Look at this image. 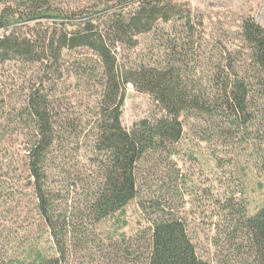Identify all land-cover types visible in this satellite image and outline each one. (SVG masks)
Returning a JSON list of instances; mask_svg holds the SVG:
<instances>
[{
	"label": "trees",
	"instance_id": "16d2710c",
	"mask_svg": "<svg viewBox=\"0 0 264 264\" xmlns=\"http://www.w3.org/2000/svg\"><path fill=\"white\" fill-rule=\"evenodd\" d=\"M52 1L15 0L16 10L2 11L0 65L39 66L45 74L59 67L65 52L93 53L104 80L89 160L96 171L85 206H69L58 152L63 127L51 109V80L34 77L20 106L0 91V264H69L86 226L116 217L118 225L139 198V163L150 153L175 151L184 135L182 118L207 120L226 132L256 124L264 129V95L261 108L251 107L253 94L264 92V30L253 20L243 22L242 37L259 74L257 93L231 64L217 69L209 89L202 90L183 83L176 53L181 39L169 44L173 54L164 65L145 67L120 58L119 48H135L137 38L152 33L159 22H175L186 36L195 37L191 12L170 7L172 0H112L121 7L79 23L53 10ZM128 85L151 95L166 115L126 131L121 117ZM150 208L157 213L150 221L147 264H211L199 256L182 219L158 201ZM236 227L237 258L220 264H264V205L254 216L242 213Z\"/></svg>",
	"mask_w": 264,
	"mask_h": 264
},
{
	"label": "rangeland",
	"instance_id": "374dc122",
	"mask_svg": "<svg viewBox=\"0 0 264 264\" xmlns=\"http://www.w3.org/2000/svg\"><path fill=\"white\" fill-rule=\"evenodd\" d=\"M172 1L170 7L191 12L195 37L190 39L175 22H159L152 33L137 38L135 48L118 49L122 63L164 65L173 54L169 44L181 39L176 53L185 86L208 90L214 72L231 64L240 77L251 81V90L257 93L255 76L259 74L243 41L242 25L250 19L264 30V0ZM8 7L16 10L15 0H0V14ZM52 7L79 23L102 18L121 5L112 0H53ZM4 35L0 30V38ZM38 68L19 63L0 65V91L20 106L34 85V77L51 80V109L63 127L58 152L67 179L65 197L69 206L82 209L96 171L89 160L92 128L104 90L103 75L96 57L87 49L65 52L59 67L48 73L40 74ZM125 92L121 123L126 131L166 115L151 95L133 85ZM263 95L253 94V110L261 108ZM182 121L184 135L175 151L150 153L139 163L138 200L126 208L118 225L114 224L116 217L81 230L69 264H147L150 221L157 213L150 208L153 201L187 224L203 260L220 264L237 258L240 241L235 239L239 237L236 226L242 213L254 216L264 205V129L256 124L226 132L207 120ZM204 137L209 140L203 141ZM229 205L232 207L227 210Z\"/></svg>",
	"mask_w": 264,
	"mask_h": 264
}]
</instances>
